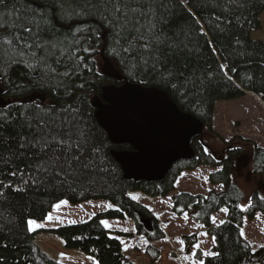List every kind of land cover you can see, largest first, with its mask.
<instances>
[{"label":"trees","instance_id":"16d2710c","mask_svg":"<svg viewBox=\"0 0 264 264\" xmlns=\"http://www.w3.org/2000/svg\"><path fill=\"white\" fill-rule=\"evenodd\" d=\"M7 2L12 7L5 12L11 15L0 17V43L14 32L25 35L19 24H28L36 10L47 17L46 26L40 19L42 27L47 28L46 38L56 43L57 49L67 44L83 61L74 69V75L63 78V83L57 79L41 81L36 79L40 76L39 66L33 72L22 63H9L13 55L11 47L7 43L0 47V87L5 98L12 101L9 107L0 109V264H59L37 248L28 221L43 222L52 207L63 200L74 206L107 201L117 209L99 213L85 223L49 231L63 241L66 250L78 251L97 264H132L123 254L120 242L112 238L101 221L127 217L138 222L144 216L151 218L128 193L166 197L174 191L176 178L183 170L218 165L221 170L209 180L214 185L222 184L224 191L211 192L206 197L181 193L172 199L173 211L181 215L183 209L190 218L204 225L209 236L215 237L213 251L219 255L205 258L204 264H264V249L260 254L253 253L240 235L245 215L252 218L255 212L264 214V148L239 138L236 145L228 142L223 146L227 158L219 164L207 147L196 141L193 145L196 158L192 162L179 163L163 181L135 183L124 179L120 166L111 156L113 150L131 149L111 144L91 106L92 98L101 94V88L112 84L100 72L102 50L129 83L166 92L182 112L199 119L207 130H212L216 104L242 98L245 95L242 90L261 96L264 102V41L251 38L260 30L264 0H153L154 15L150 14L148 20L157 24L156 31L162 32L163 39L158 67L173 73L169 76L165 72L163 77L159 72L142 70L140 65L128 63L110 51L113 33L102 24L103 17L97 9L92 8L97 0ZM131 6L147 10L148 3L145 0L143 5ZM94 30H98V36L92 34ZM132 36L134 39L135 34ZM84 48L92 51L85 52ZM54 59L50 58L49 63L58 72L72 68V61L65 68L58 67ZM81 84L83 88L79 87ZM32 95L45 97V101H29ZM53 114L55 124L51 123ZM62 121L65 129L71 126L75 131L79 126L85 132L88 168L71 172L59 165L54 167L51 157L55 145L41 150L43 138L50 140ZM242 159L251 170L250 182L256 183L246 211L241 210L244 194L234 178ZM244 172L249 170L244 168ZM223 207L229 209L227 220L213 227L211 216ZM196 213H200L199 217ZM137 232L143 234L138 226ZM162 237L159 235L156 240ZM146 254L153 263L159 257L152 248Z\"/></svg>","mask_w":264,"mask_h":264},{"label":"rangeland","instance_id":"374dc122","mask_svg":"<svg viewBox=\"0 0 264 264\" xmlns=\"http://www.w3.org/2000/svg\"><path fill=\"white\" fill-rule=\"evenodd\" d=\"M260 21V30L254 32L251 38L264 41V12L260 16ZM239 138L264 148V104L258 96L247 93L240 99L216 104L212 130L206 129L202 142L212 148L211 152L220 158L227 157L224 151L225 145L228 142L236 145ZM237 166L239 169L234 174L235 185L244 194V205L241 206L246 208L256 183L250 182L251 170L245 164L244 159ZM244 168L248 169L249 172H244ZM220 169V166L215 168L200 166L194 170L182 171L174 183V192L157 201L149 200L141 194L131 195V198L136 197V199H132L139 205L146 207L155 219L158 231V235L155 237L163 233L162 239L151 242L146 236H140L136 233V226L130 220L107 221L109 227L106 229L109 231L127 233L126 237L120 235L118 239L121 241L123 253L132 264H200L207 257L202 255L203 252H213V239L208 235H200L205 230L200 228L196 222L190 219L185 221L183 216L175 215L172 211V201L169 198L181 193L207 196L211 192L216 194L223 192L222 185H214L209 180L210 174L216 173ZM178 171L179 169L176 172ZM208 189L211 191L209 192ZM64 201L66 200L52 207L45 221L36 222L38 227L33 229L28 225L29 231L35 233V245L47 258L61 264H96L92 259H88L78 251L66 250L63 241L49 231L85 222L97 213L113 209V205L107 201H89L74 206L67 201L66 204L62 203ZM57 205H60L59 209ZM49 216L52 217L51 221L48 220ZM214 216L217 218V223H212L213 225H220V220H226V214L221 211ZM70 221H75V223H69ZM124 229H128V231L126 232ZM241 230L245 233L246 239L243 238L251 245L253 252L260 251L262 249L260 245L264 244V214L256 213L253 214L252 218L245 216L240 232ZM186 238L189 246L185 244ZM181 240L184 241L183 244L180 243ZM192 243H199L200 249L197 251L192 248ZM148 248L158 252L159 257L155 263H152V260L145 255ZM193 253L195 254L193 255Z\"/></svg>","mask_w":264,"mask_h":264},{"label":"water","instance_id":"95a60500","mask_svg":"<svg viewBox=\"0 0 264 264\" xmlns=\"http://www.w3.org/2000/svg\"><path fill=\"white\" fill-rule=\"evenodd\" d=\"M100 57L102 76L114 84L103 86L101 94L92 98L91 106L111 144L131 148L111 152L124 179L135 183L160 182L179 162L193 161V144L203 136L204 124L182 112L166 92L129 83L103 50ZM37 99L45 101V97L36 95L28 100ZM11 104L0 87V109ZM139 225L147 233L153 231L148 218L140 219Z\"/></svg>","mask_w":264,"mask_h":264},{"label":"snow or ice","instance_id":"6c2138e0","mask_svg":"<svg viewBox=\"0 0 264 264\" xmlns=\"http://www.w3.org/2000/svg\"><path fill=\"white\" fill-rule=\"evenodd\" d=\"M152 2L153 0H147L148 8L145 10L143 7L131 6L132 4L143 5L145 0H97V3L93 4L92 8L97 9L98 13L103 17L102 24H106L113 33V47H111L110 51L114 55L120 56L133 65H140L142 70L159 72L161 77L164 76L165 72H167L169 76H172L173 73L171 70L165 68L161 71L158 67V65L161 64L160 48L163 44V39L162 32L156 31L157 24L148 20L150 14L154 15L151 6ZM9 7H12L10 2H7V0H0V17L6 14L11 15V13L5 12V9ZM13 11H15L14 8ZM41 18L46 26L48 20L45 13L33 10L32 16L28 19V24H19L20 31L26 34L19 35L14 32L11 37L3 38L0 47L3 46V43H7L11 47L13 55L9 63L13 61L22 63L29 71L33 72L36 71L39 66L40 76L36 77V79L41 81L57 79L60 83H63V78L74 75V69L81 65L83 57L77 56L76 52L72 51L67 44H65V47L57 49V44L50 38H46L47 28L42 27L40 23ZM141 20L146 21V24L140 23ZM29 24L33 26H28ZM77 31H79V29H77ZM133 33L135 34L134 39L132 36ZM92 34L98 36V30H94ZM122 40L124 41L123 44H121ZM73 43L78 44L79 41H73ZM54 49H57V51H53ZM83 51L91 52L92 49L84 48ZM38 52H42L43 55H37ZM145 53L148 54L146 55ZM52 57H55L53 62L58 67L63 66L68 68L67 62L72 61V68L64 72H58L57 67H53L52 64L49 63V59ZM88 70L91 71V69ZM79 87L83 88V84L79 85ZM173 87H175V84H173ZM68 110L69 109H64V111ZM55 122L56 116L53 114L51 116V123L55 124ZM85 136V132L79 126H76L75 131H73L71 126L65 129L62 121L59 125V130L55 135L51 136L50 140L47 137L43 138L41 150L50 145H55V147L52 148L53 156L51 157L54 167L59 165L71 172H75L77 168H88L89 162L85 158V153L87 151L86 144L88 141ZM93 151H97V149H93ZM74 165L76 167H74ZM208 191L210 192L211 189H208ZM132 198L136 199V197ZM62 203L66 204L67 202L64 201ZM59 207L60 205H57L58 209ZM241 210L246 209L241 206ZM180 211L184 213L183 218L187 221L189 219L188 214L184 212L183 209ZM220 211L227 215L229 209L223 207ZM199 215L200 213H196L197 217H199ZM48 220L51 221L52 217L49 216ZM211 220L213 224L217 223V218L215 216L211 217ZM69 223H75V221H70ZM101 223L105 228L109 227L107 221L102 220ZM224 223V220L219 221V224ZM28 225L33 229L38 227L33 220H29ZM199 227L203 228L204 225H199ZM124 231L127 232L128 229H124ZM200 235L207 236L208 233L203 232L200 233ZM240 235L246 239L243 230H241ZM212 239L213 243H215L214 236ZM180 243L183 244L184 241L181 240ZM191 247L198 251L200 249V244L196 243ZM260 247L264 249V244L260 245ZM194 254L195 253H193V255ZM202 255L216 257L219 253L206 251L203 252ZM200 264H204V262L201 261Z\"/></svg>","mask_w":264,"mask_h":264},{"label":"flooded vegetation","instance_id":"af4514ba","mask_svg":"<svg viewBox=\"0 0 264 264\" xmlns=\"http://www.w3.org/2000/svg\"><path fill=\"white\" fill-rule=\"evenodd\" d=\"M214 157H215V155H214ZM227 157H225V159H226ZM225 159H222V157L221 158H218V161H220V163H223L224 161H225Z\"/></svg>","mask_w":264,"mask_h":264}]
</instances>
